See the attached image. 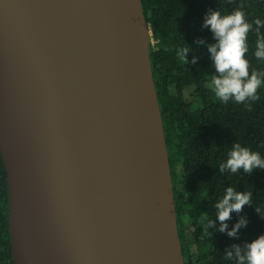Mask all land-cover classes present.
<instances>
[{"label":"water","instance_id":"1","mask_svg":"<svg viewBox=\"0 0 264 264\" xmlns=\"http://www.w3.org/2000/svg\"><path fill=\"white\" fill-rule=\"evenodd\" d=\"M142 0H0L14 264H185Z\"/></svg>","mask_w":264,"mask_h":264},{"label":"trees","instance_id":"2","mask_svg":"<svg viewBox=\"0 0 264 264\" xmlns=\"http://www.w3.org/2000/svg\"><path fill=\"white\" fill-rule=\"evenodd\" d=\"M152 28L150 55L175 191L180 241L185 264H234L225 260L226 250L264 235V218L256 211L264 208V169L251 173L243 168L235 173L221 171L233 146L240 144L264 158V92L256 102L224 104L209 88L217 75L209 46L216 43L204 20L210 11L231 13L241 10L248 22L264 19V0H142ZM255 25L247 34L245 58L249 71L264 72V60L257 58ZM202 41V43H201ZM187 46L186 63L176 55ZM195 61V62H193ZM232 187L251 193V205L232 212L228 228L220 231L215 205ZM205 217L207 219L205 220ZM248 220L237 236L227 233L241 219ZM204 223H201V221ZM214 221L215 226H208ZM207 231V235H205ZM0 264H14L12 257L7 173L0 152Z\"/></svg>","mask_w":264,"mask_h":264},{"label":"clouds","instance_id":"3","mask_svg":"<svg viewBox=\"0 0 264 264\" xmlns=\"http://www.w3.org/2000/svg\"><path fill=\"white\" fill-rule=\"evenodd\" d=\"M253 25L259 33L261 28H264V19L258 16L248 22L245 13L239 9L231 13L214 10L205 17L204 27H210L216 39V43L209 46V51L217 75L211 77L209 88L214 97L224 104L229 101L250 104L260 100L258 89L264 92V72L250 73L249 62L245 58V53L248 51L247 34ZM257 48V58L264 60V37H258ZM189 51L187 46L177 47L176 55L180 62H187L185 56ZM220 167L221 171L230 170L235 173L243 168L245 172L251 173L255 168L264 169V158L259 152L236 144L229 152L227 161ZM251 203V193L237 192L232 187H228L223 198L215 205L218 210L217 219L224 222L219 230H227L226 221L231 218L232 212L239 213L245 205H251ZM256 211L264 218V208L257 207ZM201 223L204 221L202 220ZM247 225L248 220L242 217L227 234L235 237L239 230ZM208 226L214 227L215 222L208 221ZM224 258L227 261H234V264H264V235L243 246L234 245L233 249L226 250Z\"/></svg>","mask_w":264,"mask_h":264},{"label":"rangeland","instance_id":"4","mask_svg":"<svg viewBox=\"0 0 264 264\" xmlns=\"http://www.w3.org/2000/svg\"><path fill=\"white\" fill-rule=\"evenodd\" d=\"M152 43H153V40H152Z\"/></svg>","mask_w":264,"mask_h":264}]
</instances>
